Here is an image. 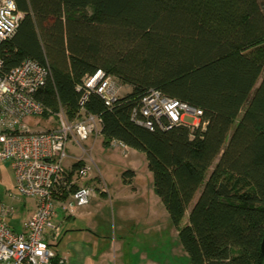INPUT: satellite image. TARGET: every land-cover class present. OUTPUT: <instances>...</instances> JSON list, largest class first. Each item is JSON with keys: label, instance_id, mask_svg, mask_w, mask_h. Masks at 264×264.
Masks as SVG:
<instances>
[{"label": "trees", "instance_id": "obj_1", "mask_svg": "<svg viewBox=\"0 0 264 264\" xmlns=\"http://www.w3.org/2000/svg\"><path fill=\"white\" fill-rule=\"evenodd\" d=\"M14 1L24 17L0 48L5 69L47 63L36 98L70 119L86 76L102 70L130 87L111 107L95 93L84 107L102 118L106 144L146 154L173 223L188 215L179 239L190 264H262L264 0ZM151 90L200 108L206 128L137 124Z\"/></svg>", "mask_w": 264, "mask_h": 264}, {"label": "built area", "instance_id": "obj_2", "mask_svg": "<svg viewBox=\"0 0 264 264\" xmlns=\"http://www.w3.org/2000/svg\"><path fill=\"white\" fill-rule=\"evenodd\" d=\"M23 17L14 0H0V48L16 34ZM51 77L47 63L25 59L7 70L0 55V163L11 162L19 192L36 199V209L20 232L7 221L12 209L3 206L0 210V264H63L52 247L61 236V227L55 223L56 207L71 215L96 196V187L85 184L90 179L91 160L69 157L67 147L75 142L86 153L82 142L101 135L102 118L84 107L89 96L95 93L111 107L125 88L102 70L86 76L76 87L82 97L78 112L70 119L64 109L54 111L36 98ZM36 115L51 121L55 116L58 127L30 129L24 119ZM202 117L200 108L157 90L143 96L132 111V119L151 131H167L180 125L205 129L208 122ZM110 146L124 152L128 148L115 139ZM68 158L74 159V164L79 162V166L73 164L67 169Z\"/></svg>", "mask_w": 264, "mask_h": 264}, {"label": "crops", "instance_id": "obj_3", "mask_svg": "<svg viewBox=\"0 0 264 264\" xmlns=\"http://www.w3.org/2000/svg\"><path fill=\"white\" fill-rule=\"evenodd\" d=\"M123 153L127 155V151ZM124 167L131 168V161ZM133 172L132 178L116 179L90 173L85 184L97 190L88 205L71 215L57 205L55 223L61 227V236L52 247L63 264H190L181 245L173 252L166 243L170 239L151 235L162 232V219L168 215L154 191V179L149 176L145 188L139 183V174ZM24 221L19 224L22 230Z\"/></svg>", "mask_w": 264, "mask_h": 264}, {"label": "rangeland", "instance_id": "obj_4", "mask_svg": "<svg viewBox=\"0 0 264 264\" xmlns=\"http://www.w3.org/2000/svg\"><path fill=\"white\" fill-rule=\"evenodd\" d=\"M129 92H131V88L125 87L123 92H121V96ZM24 123L33 130H45L58 127L57 118L55 116H53L52 121L41 115L30 116L24 119ZM82 145L87 150L86 153H83L82 149H80L79 145L75 142L69 144L66 152L69 157L84 156L91 160V174L96 173L105 178L116 179L117 177L123 178L124 172L128 170L135 171L139 174L141 179L139 183H141L145 188L148 184L149 176L153 178V173L148 168L146 154L141 151L135 149L129 150L127 148V155H125L123 151H121L122 148L120 150V148H112L110 143L106 144V138L102 134L93 136L90 139L83 141ZM128 161H131L132 167L125 170L124 165ZM74 162L75 160L72 158L66 159L65 167L70 169ZM96 184H98V182ZM3 206H7L12 209V213L7 219L11 226L17 231L22 230V227H20L19 224H21L22 221L27 220L28 213L36 206L35 198L24 196L17 189L14 170L11 162L9 161L0 163V210ZM166 214L168 215V218L162 219L160 227L162 232H153L151 235L155 238H163V236H165L167 239H170V241H167L166 243H169L172 251L174 252V250L181 245L179 230L181 226L186 224L188 215L185 217L182 225L177 226L173 223L167 210Z\"/></svg>", "mask_w": 264, "mask_h": 264}, {"label": "water", "instance_id": "obj_5", "mask_svg": "<svg viewBox=\"0 0 264 264\" xmlns=\"http://www.w3.org/2000/svg\"><path fill=\"white\" fill-rule=\"evenodd\" d=\"M260 251H261V255H262V259H263V263L262 264H264V234H263V238H262Z\"/></svg>", "mask_w": 264, "mask_h": 264}]
</instances>
